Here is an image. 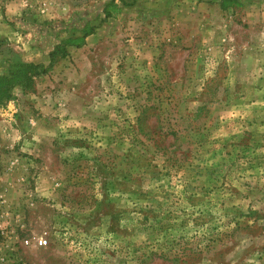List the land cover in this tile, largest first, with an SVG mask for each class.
Returning <instances> with one entry per match:
<instances>
[{
  "label": "rangeland",
  "instance_id": "374dc122",
  "mask_svg": "<svg viewBox=\"0 0 264 264\" xmlns=\"http://www.w3.org/2000/svg\"><path fill=\"white\" fill-rule=\"evenodd\" d=\"M0 264H264V0H0Z\"/></svg>",
  "mask_w": 264,
  "mask_h": 264
},
{
  "label": "trees",
  "instance_id": "16d2710c",
  "mask_svg": "<svg viewBox=\"0 0 264 264\" xmlns=\"http://www.w3.org/2000/svg\"><path fill=\"white\" fill-rule=\"evenodd\" d=\"M28 66H29V65L25 66V64H24V65H20V66H18V68L24 70V69H26Z\"/></svg>",
  "mask_w": 264,
  "mask_h": 264
}]
</instances>
